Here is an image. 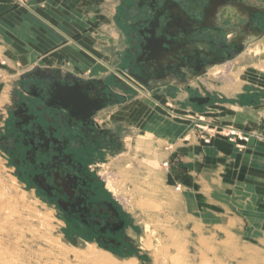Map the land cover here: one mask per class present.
<instances>
[{"label":"rangeland","instance_id":"obj_1","mask_svg":"<svg viewBox=\"0 0 264 264\" xmlns=\"http://www.w3.org/2000/svg\"><path fill=\"white\" fill-rule=\"evenodd\" d=\"M30 1L11 2L14 7L28 8ZM250 48L246 56L251 60L244 58L217 66L219 69L213 75L219 79L211 82V87L216 89L211 100H225L222 95L229 90L224 88L225 79L230 82L235 79L240 89L243 87L240 73L264 74V40ZM255 57L261 59L260 63H255L252 59ZM100 66L101 71L99 67L97 72L80 74L86 77L102 74L107 81L117 75L125 86L131 87L125 90L119 84L121 101L101 113V124L108 117L109 122L103 126L120 136L121 147L118 151L100 154L95 168L128 216L133 249L115 253L95 240L70 235L59 208L24 186L0 148V264H92V245L120 261L135 258L137 264H264V203L261 214H242L245 199H240L236 192L234 196L239 198L224 199L229 212L221 214L209 207L210 202L214 204L205 186L208 174L197 175L203 184L195 192L171 178L173 164L181 161V151L195 140L203 141L198 127L200 118L209 121V109L207 103L200 105L190 99L206 96L208 88L194 82L190 89L168 86L153 90L125 68L103 63ZM180 89L187 92L181 99L178 98ZM2 109L0 127L7 106ZM259 135L258 139L264 138L261 132ZM165 161L170 162L171 168H164ZM179 185L183 187L181 191L176 190ZM193 193L196 197L190 195ZM194 198L199 204L197 208L191 204ZM146 240H150L151 246L144 249ZM74 249L80 250V254L76 255ZM157 249L162 254L155 260L153 252Z\"/></svg>","mask_w":264,"mask_h":264},{"label":"flooded vegetation","instance_id":"obj_2","mask_svg":"<svg viewBox=\"0 0 264 264\" xmlns=\"http://www.w3.org/2000/svg\"><path fill=\"white\" fill-rule=\"evenodd\" d=\"M117 1V13L126 39L125 70L129 74L128 68L141 72L139 64L143 62L137 61L143 59L142 53L135 51L132 36L146 27L144 21L150 18L146 13L148 7L139 4V0ZM244 1L249 2L246 6L250 12L262 11L245 12L240 4L238 14L251 18L250 28L257 29L264 37V0ZM245 23V19L235 16L220 27L225 29ZM205 37L192 35L199 43ZM234 37V33L227 35L228 39ZM184 70L191 73L187 68ZM144 76L149 77L147 73ZM150 82L153 84L148 86L150 88H182L178 78L159 80L152 77ZM119 84L124 85L117 75L107 81L80 77L63 68H35L19 79L18 91L7 106L0 127V148L24 186L59 208L70 235L95 240L115 253H124L134 246L128 233V216L95 168L100 154L115 152L121 147L120 136L103 126L108 123L105 118L103 124L100 120L105 109L121 101L123 94L117 90ZM124 89L131 87L124 85ZM103 96L115 101L97 110Z\"/></svg>","mask_w":264,"mask_h":264},{"label":"crops","instance_id":"obj_3","mask_svg":"<svg viewBox=\"0 0 264 264\" xmlns=\"http://www.w3.org/2000/svg\"><path fill=\"white\" fill-rule=\"evenodd\" d=\"M11 1L0 0V76H3L0 109L12 103L19 79L35 68H63L80 77L104 79L102 74L86 77L80 73L97 72L102 63L125 68L126 39L117 13V0H31L28 8L14 7ZM263 40L264 37L250 44L235 60H251L246 56L247 51ZM252 59L255 63L261 61L256 57ZM3 60L7 63L3 64ZM229 63L232 61L210 68L205 76L209 81L201 78L211 97L216 91L211 82L219 79L211 71ZM240 77L243 87L238 89L235 79L233 82L225 79L224 88L229 89L222 95L225 100L212 99L206 104L209 122L233 125L250 132L257 130L264 135V74L249 71L240 73ZM159 88L166 87L152 89ZM179 91V99L186 97L187 92ZM195 141L181 151V161L173 164L171 178L195 192L202 189L203 184L197 175L208 174L205 186L209 188V199L212 197L214 204L210 202V209L221 214L229 212L224 199L239 198L234 196L237 192L240 199H245L242 214H261L264 138H253L245 151L219 136L209 144ZM190 195L195 196L194 193ZM193 201L191 204L197 208L198 201L196 198Z\"/></svg>","mask_w":264,"mask_h":264},{"label":"water","instance_id":"obj_4","mask_svg":"<svg viewBox=\"0 0 264 264\" xmlns=\"http://www.w3.org/2000/svg\"><path fill=\"white\" fill-rule=\"evenodd\" d=\"M139 4L147 6L150 15L146 27L133 35L132 45L137 53H142L141 72L127 71L146 86H151V79L178 78L180 87L191 88L192 81H198L199 87L205 88L200 80L216 65L231 62L239 57L250 44L262 39L263 35L250 28V19L238 14V5L245 12L256 14L261 9L250 12L244 0H139ZM235 16L246 20L241 26L220 27L224 21ZM235 37L228 39L227 35ZM205 35L202 41H196L192 35ZM200 44V46H199ZM189 69L187 74L184 69ZM144 73L149 75L148 78ZM183 83V84H182ZM191 101L206 104L211 100L208 93L196 96ZM114 102L109 97H102L97 110Z\"/></svg>","mask_w":264,"mask_h":264},{"label":"built area","instance_id":"obj_5","mask_svg":"<svg viewBox=\"0 0 264 264\" xmlns=\"http://www.w3.org/2000/svg\"><path fill=\"white\" fill-rule=\"evenodd\" d=\"M3 64H6L7 61L3 60ZM199 136L201 140H203L205 143H211L212 139L219 136L222 138L227 139L229 142L233 143L235 146L246 149L249 147L251 141L255 137H259V133L256 132H250L245 131L241 128H238L233 125H223L218 124L214 122H209L207 120H204V118H200V125L198 127ZM187 140L189 137L186 138ZM163 166L166 169H169L170 162L165 161L163 163ZM176 190H181V186H177Z\"/></svg>","mask_w":264,"mask_h":264},{"label":"bare ground","instance_id":"obj_6","mask_svg":"<svg viewBox=\"0 0 264 264\" xmlns=\"http://www.w3.org/2000/svg\"><path fill=\"white\" fill-rule=\"evenodd\" d=\"M213 68V67H212ZM217 69H214L213 71H211L213 74L216 73ZM194 82H198V81H192L191 83ZM105 120L106 122H109L108 118L105 116ZM110 185V184H109ZM24 194H22V199H24ZM19 205V204H18ZM15 210V209H14ZM9 212H11V210H9ZM17 212V211H16ZM12 213V212H11ZM15 214V213H13ZM149 226V225H148ZM150 228V227H148ZM172 234V233H171ZM174 237H176L175 233H174ZM151 238V237H150ZM143 245V244H142ZM151 246V242L150 240H146V242H144V245L142 246L150 248ZM90 249L92 250V264H137V260L135 258H131V259H126L124 261H120L119 259L114 258L109 252L101 250L98 251L95 248V245H92V247L90 246ZM145 249V248H144ZM75 254L79 255L80 254V250L78 249H74ZM99 252L100 255H98L97 253ZM162 253L158 251V249L156 250V252H153V255L155 256V260H157V258L161 255ZM165 264V263H163Z\"/></svg>","mask_w":264,"mask_h":264}]
</instances>
